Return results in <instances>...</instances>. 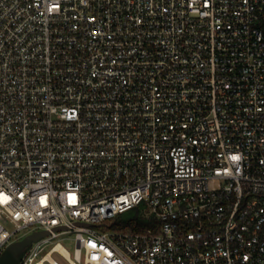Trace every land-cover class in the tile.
Listing matches in <instances>:
<instances>
[{
	"label": "built area",
	"instance_id": "2783aa9c",
	"mask_svg": "<svg viewBox=\"0 0 264 264\" xmlns=\"http://www.w3.org/2000/svg\"><path fill=\"white\" fill-rule=\"evenodd\" d=\"M35 231L19 264H264V0H0V256Z\"/></svg>",
	"mask_w": 264,
	"mask_h": 264
},
{
	"label": "water",
	"instance_id": "95a60500",
	"mask_svg": "<svg viewBox=\"0 0 264 264\" xmlns=\"http://www.w3.org/2000/svg\"><path fill=\"white\" fill-rule=\"evenodd\" d=\"M61 229H63V227L55 228V230ZM47 234H49V231H35L21 240L10 243L0 256V264H19L27 249L31 247L35 241L40 240Z\"/></svg>",
	"mask_w": 264,
	"mask_h": 264
},
{
	"label": "trees",
	"instance_id": "16d2710c",
	"mask_svg": "<svg viewBox=\"0 0 264 264\" xmlns=\"http://www.w3.org/2000/svg\"><path fill=\"white\" fill-rule=\"evenodd\" d=\"M141 214V207H135L123 214H120L118 216V220H120L121 223L127 224L128 226L133 228L137 226V224H139V226L143 228L148 221Z\"/></svg>",
	"mask_w": 264,
	"mask_h": 264
},
{
	"label": "rangeland",
	"instance_id": "374dc122",
	"mask_svg": "<svg viewBox=\"0 0 264 264\" xmlns=\"http://www.w3.org/2000/svg\"><path fill=\"white\" fill-rule=\"evenodd\" d=\"M7 227L9 229H12L13 226H9L7 225ZM29 230L28 229H25L23 231H21L20 235H23L24 233L28 232ZM74 236H75V233L74 232H70V233H67V234H61L58 239H60L62 241L63 244H65L68 248H72L73 247V239H74ZM56 259L58 261L61 262V264H66L64 263V261L57 255H55Z\"/></svg>",
	"mask_w": 264,
	"mask_h": 264
},
{
	"label": "snow or ice",
	"instance_id": "6c2138e0",
	"mask_svg": "<svg viewBox=\"0 0 264 264\" xmlns=\"http://www.w3.org/2000/svg\"><path fill=\"white\" fill-rule=\"evenodd\" d=\"M233 159H237V157H233Z\"/></svg>",
	"mask_w": 264,
	"mask_h": 264
}]
</instances>
